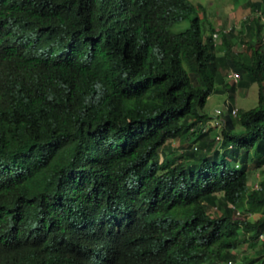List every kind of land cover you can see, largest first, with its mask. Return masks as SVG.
<instances>
[{
    "label": "trees",
    "instance_id": "1",
    "mask_svg": "<svg viewBox=\"0 0 264 264\" xmlns=\"http://www.w3.org/2000/svg\"><path fill=\"white\" fill-rule=\"evenodd\" d=\"M250 5L216 40L191 0H0V264H238L260 241L264 264V0ZM231 70L258 106H236ZM218 84L237 111L203 130Z\"/></svg>",
    "mask_w": 264,
    "mask_h": 264
},
{
    "label": "rangeland",
    "instance_id": "2",
    "mask_svg": "<svg viewBox=\"0 0 264 264\" xmlns=\"http://www.w3.org/2000/svg\"><path fill=\"white\" fill-rule=\"evenodd\" d=\"M195 6L198 7V12L201 16L204 14L209 17L215 24V29L219 33L218 36H214L216 40L220 37L221 32H224L226 29H230L232 26L236 28L245 29V25H248L253 20V12L251 11V1L257 0H242V3H236L233 0H191ZM186 19H183L184 22H178L173 26V30L180 32L181 30L187 27ZM264 23V14L262 17ZM225 29V30H224ZM237 33L236 35H238ZM234 40H237L235 36ZM215 65L225 66L224 54L218 53ZM227 81L230 82L231 79L227 78ZM239 82L237 88V97H236V106L240 109H249L251 107L258 106L259 104V85L256 82H251L241 75V78L237 81ZM231 83V82H230ZM228 99V94L225 88V84H218L211 95L208 98V102L205 108V111L210 116H215L217 109L224 108L225 103ZM230 102V101H229ZM230 102L228 105H231ZM233 105V104H232ZM210 126V125H209ZM174 142L171 141V143ZM194 144L190 145L191 147L196 146ZM220 145V144H219ZM196 148V147H195ZM253 157L251 156L250 165L253 167L254 174L252 176L253 182L250 186H256V183L261 179L262 171L259 168H254L252 165ZM251 182V181H250ZM260 195H264V189H260ZM257 215V214H256ZM255 214H252L250 218H255ZM241 253L237 256L238 264H244L246 260L251 258H256L257 260L253 264H261L259 261V251L262 247V241L247 244L244 243L241 246Z\"/></svg>",
    "mask_w": 264,
    "mask_h": 264
},
{
    "label": "built area",
    "instance_id": "3",
    "mask_svg": "<svg viewBox=\"0 0 264 264\" xmlns=\"http://www.w3.org/2000/svg\"><path fill=\"white\" fill-rule=\"evenodd\" d=\"M217 35H218V32H215L214 36H217ZM228 78L231 80H234V81H238L240 78V74H239V72H237L235 70H231V71H229ZM227 102H226L227 108L231 112L236 113L237 108L233 107L232 104L228 105L230 102H228V103ZM217 111H218V113L216 112V115L214 116V118L211 121H209L207 124L201 125L204 128L203 130H207L209 125L217 126V125H223L224 124V119L221 117L222 110L219 108V109H217ZM236 212L238 214H240V210H236ZM261 238H262V240H264V235H261Z\"/></svg>",
    "mask_w": 264,
    "mask_h": 264
},
{
    "label": "clouds",
    "instance_id": "4",
    "mask_svg": "<svg viewBox=\"0 0 264 264\" xmlns=\"http://www.w3.org/2000/svg\"><path fill=\"white\" fill-rule=\"evenodd\" d=\"M230 29H231V28H230ZM230 29H226V30L224 29V30H225V31H228V30H230ZM215 32H217V31H215ZM218 34H219V33H218ZM97 87H99V85H97Z\"/></svg>",
    "mask_w": 264,
    "mask_h": 264
}]
</instances>
